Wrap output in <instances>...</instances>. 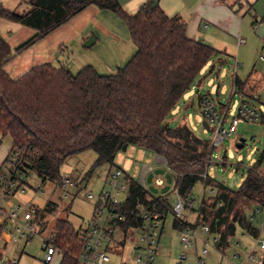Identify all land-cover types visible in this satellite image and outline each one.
I'll use <instances>...</instances> for the list:
<instances>
[{
  "label": "trees",
  "instance_id": "obj_1",
  "mask_svg": "<svg viewBox=\"0 0 264 264\" xmlns=\"http://www.w3.org/2000/svg\"><path fill=\"white\" fill-rule=\"evenodd\" d=\"M90 3L122 16L136 46L115 72L100 73L86 64L73 73L65 66L39 62L13 77L4 69L11 48L0 34V134L11 136L10 152L22 148L26 156H33L22 168L25 176L34 171L43 182L60 183V166L70 155L93 149L94 168L113 164L125 144H135L164 158L185 208L199 181L216 192L203 196L193 223L177 216L165 195H152L140 181L127 176L128 190L120 206L124 220L119 221L123 242L142 224L144 212H159L164 221L172 211L173 227L179 231L206 223L210 233L218 236L216 247L221 250L230 245L238 228L257 236L259 230L243 206L250 203L264 210L263 156L246 170L236 189L209 174L205 178L212 162L208 138L199 137L186 122L171 126L166 120L216 54L209 44L186 35L180 17H170L150 2L129 14L117 0H32V9L24 14L0 4V17L38 29L34 38L17 48L21 50ZM234 82L240 90L239 78ZM54 208L55 204H48L44 210L36 209V220ZM46 240L61 254L59 264H80L84 236L72 222L58 219Z\"/></svg>",
  "mask_w": 264,
  "mask_h": 264
},
{
  "label": "rangeland",
  "instance_id": "obj_2",
  "mask_svg": "<svg viewBox=\"0 0 264 264\" xmlns=\"http://www.w3.org/2000/svg\"><path fill=\"white\" fill-rule=\"evenodd\" d=\"M0 4L11 11L21 14L28 12L33 7L32 0H0ZM95 6L94 3L88 4L53 29L35 38L32 43L26 45L20 52H18L17 48L34 38L39 33L38 29L0 17V34L3 38L9 39L13 43H11L13 45V57L5 62L4 69L11 76L16 77L32 65L47 61L55 66H65L73 73H77L86 64L96 65L98 67L96 69L100 73L115 72L116 67L106 68L104 63L111 62L109 60L110 56L119 49L120 42L124 40L122 33L126 34L128 28L123 19H118V17L116 19L117 22L111 23L112 29L110 31L103 29L100 20L103 25H106L105 19L103 20L101 15L96 14V10L99 9ZM96 38L98 40L93 42ZM88 41L92 44L86 45ZM212 61L213 58L200 71L190 88L180 98L166 119L171 126L186 122L199 137L204 139L209 138L211 132L202 125L203 113L198 93L212 98L218 104H228L227 118L237 113V108L241 101V96L232 92L233 70L230 68V63L226 62L223 66L224 68L218 65L211 71ZM262 99L264 101V96ZM251 102L253 104H250L260 111L262 115L258 119H241L236 132L224 140L221 148L222 157H212V162L208 165V174L212 177H223L222 181L226 184H229L232 176L235 175L236 180L233 184L235 189L245 179L246 170L252 167L261 156H263L262 171L264 172V107L259 102ZM227 123L225 122V126ZM11 143L10 135L0 134V152L6 150L8 153ZM224 150H226L225 156H223ZM96 158L97 153L93 149H86L67 157L60 166V174H69L73 184L65 187H61L57 181L53 180L43 182L34 171L25 176L23 190L17 191L10 199L3 201L2 204L10 212L17 208L19 204L25 205L29 203L30 207L27 209L33 210L32 221L35 227V234L28 242H25V237H19V234H17L18 241L14 243L6 235H3L0 229L1 254L6 252L9 257L16 258L18 264H44L43 259L46 251L44 242L45 239L51 237L55 222L62 218L72 222L78 230L87 227L94 215L97 196L102 190L111 188L110 180L117 168L123 171V174L118 178L121 183L126 182L127 176L140 182L144 178L145 187L150 194L155 196L165 195L170 205H173L177 200L178 194L175 189L174 175L155 152L130 144L126 149L118 151L113 164L103 163L93 168ZM4 159L5 156L2 160ZM146 164L154 165L155 173L162 174L167 178L164 187L159 188L152 183L153 172L142 175L143 166ZM6 167L7 164L3 166V169ZM238 177L240 178L239 181L237 180ZM83 182H87V184L81 187ZM211 190V187H205L204 182L199 181L194 186L188 199L193 201V209L185 208L182 218L195 223L198 219L197 209L203 196L206 194V198H208L216 192V190ZM126 194L127 191L120 194L123 200ZM48 204H55V208L51 211H45L44 217L41 220H36L35 210H44ZM243 210L247 214H252L255 206L249 203L243 206ZM23 215L24 211L20 212L18 217L21 223H25ZM3 218L4 215H2ZM173 218V212L169 211L162 222L164 224L162 228L164 232L161 237L160 247H165L164 240L167 241V245L164 249L165 251L162 248L160 249V252L164 251V255L162 257L157 256L155 264H196L194 257L195 247L184 248L183 242L180 241L173 227ZM253 225L259 230L257 236L242 228H238L235 236L231 238L234 248L228 249L226 254L230 256L233 249L237 250L240 256L233 257L237 264H264V250L261 251L259 247L260 239H264V210L260 213L257 212ZM197 231L200 235L197 237V249L200 252L203 244L202 237L208 234L203 232L200 225L197 227ZM209 238L211 239V236ZM120 239H122L121 233L118 238H114L109 242L108 253L110 261L106 264H121L122 257L126 261L129 259L131 264H136L134 243L127 237L124 245H122L119 242ZM170 243V248L181 251L175 258L169 255L170 249H168V245ZM209 249L210 254L205 257L204 264H217V259L213 256L216 249L210 244ZM253 250H256L257 254L261 256L260 262H253L246 258L247 253ZM184 253L187 254V258L180 259ZM59 260L60 253L57 252L54 254L53 260L48 264H59ZM80 264L86 263L81 261Z\"/></svg>",
  "mask_w": 264,
  "mask_h": 264
},
{
  "label": "built area",
  "instance_id": "obj_3",
  "mask_svg": "<svg viewBox=\"0 0 264 264\" xmlns=\"http://www.w3.org/2000/svg\"><path fill=\"white\" fill-rule=\"evenodd\" d=\"M264 93V92H263ZM200 106L203 113V119L206 120L208 127L211 128V135L208 138L209 146L212 149V157H222V145L224 140L231 137L237 130V126L241 119H258L262 113L249 105L245 101H241L237 113L227 118L229 109L228 104H218L212 98L201 95ZM225 122H228L225 126ZM204 127V126H203ZM205 128V127H204ZM206 129V128H205ZM215 150H217L215 152ZM32 155H25L22 148H14L8 157L7 167L0 170V229L3 235H6L11 242H17L18 236L25 237V242L35 234V227L32 221L33 210H28L30 204H19L17 208L12 211H7L2 202L10 199V197L19 190H23L25 173L22 168H27ZM165 163V161H164ZM15 170V172L12 171ZM153 172L152 183L156 187H164L167 178L162 174L155 173L154 165L143 166V176L146 173ZM123 174L120 168H117L110 180V189H104L97 196V203L94 207V215L87 227L83 228L81 232L84 236L83 249L79 255L82 262L87 264H106L110 261L108 253V244L114 238H118L121 233L119 221L124 220V216L120 213V206L123 202L120 194L128 190V180L125 183L119 181V177ZM208 176V169L204 173V177ZM235 176V175H234ZM236 177V176H235ZM236 180V178H235ZM141 183L145 186V180L142 178ZM69 174H64L61 177L59 185L65 187L72 185ZM92 196V195H91ZM189 208H193V201L189 202ZM185 205L181 197L178 195L177 200L173 204V210L177 216L182 215ZM24 211L23 219L25 223L18 220L20 212ZM262 210L255 208L252 214H247L249 220L253 221L257 212ZM2 215L4 218L2 219ZM143 222L138 227L133 229L127 237L134 243V255L136 264H155L156 256L160 248V237L162 231V217L159 212L142 214ZM202 230L207 236L202 237V247L200 252L196 253V264H204L205 257L209 254V244L216 246L218 236L210 233L209 225L200 223ZM122 234V233H121ZM199 236L197 227L184 228L180 230V238L185 247L196 244V238ZM211 236V239L209 238ZM45 257L44 262H50L57 253V248L45 239ZM260 250H264V239L259 241ZM239 257L238 253L234 254ZM184 255L180 259H184ZM247 259L253 262H260L261 256L257 254L256 250L247 253ZM17 264L18 260L14 257H9L6 252L0 256V264Z\"/></svg>",
  "mask_w": 264,
  "mask_h": 264
},
{
  "label": "crops",
  "instance_id": "obj_4",
  "mask_svg": "<svg viewBox=\"0 0 264 264\" xmlns=\"http://www.w3.org/2000/svg\"><path fill=\"white\" fill-rule=\"evenodd\" d=\"M117 1L127 13L133 14L144 3H149L153 0ZM157 2L158 6L162 8L166 15L170 17L178 16L186 23V35L188 37L203 41L216 50V54L212 57L213 64L211 71L218 65L223 67L226 62L230 63V68L233 70L231 83L232 92L238 93L241 96V101H245L249 105L253 104L251 101L259 102L264 107V101L262 99L264 96V0H157ZM95 7L99 9L96 10V14L98 13L97 15H101V17H103L102 19H105L104 22H106V25H103V22L100 20V23L105 30L110 31L112 29L111 23L117 22L116 19L118 17V19H123L122 16L110 9L100 8L97 5ZM123 21L126 24L124 19ZM122 35L124 40L120 42L121 45L119 46L117 52L110 56L109 60L111 62L104 63L106 68L116 67L115 69H117V67L124 65L132 57L136 50V46L131 38L129 29L126 34L122 33ZM4 39L8 42L11 48V57L6 60L8 61L13 57V43L11 40L9 41V39ZM97 40L98 39L96 38L93 42H96ZM21 50H18V52ZM95 68L98 67L96 66ZM235 77H238L242 83V88L240 90L236 89L234 82ZM201 95L203 94L198 93L199 99ZM12 143L8 153L6 150L4 152H0L1 165L5 160H2V158L4 156L5 158L7 157L12 148ZM159 157V159L164 161L162 156L159 155ZM86 184L87 182H85V185ZM163 225L164 224H162V228ZM199 225L200 223H198L196 227ZM175 231L176 235L180 238V231L178 229H175ZM163 232L164 231L162 229L161 237L163 236ZM125 241L123 242L122 237L119 242L124 245ZM163 242L165 247H160L157 254V256L160 257L164 255V249L167 245L166 240ZM232 245L234 244L230 241V245L224 250L214 246L216 251L213 256L214 258L216 257L217 264H237L234 259L236 258L234 254L238 253L237 250L233 249L232 255L230 254V256L226 254L228 249H231L232 247L234 248ZM170 246L171 243L168 245V249H170L169 255L173 256V258H175L177 254L181 253L179 249L175 250L170 248ZM193 246L195 247V257L196 253L199 252L197 249V238L196 244L188 247L184 246V248ZM161 248L164 250L163 252H160ZM183 255L186 259L187 254L184 253ZM121 264L131 263L129 259L126 261L122 257Z\"/></svg>",
  "mask_w": 264,
  "mask_h": 264
},
{
  "label": "water",
  "instance_id": "obj_5",
  "mask_svg": "<svg viewBox=\"0 0 264 264\" xmlns=\"http://www.w3.org/2000/svg\"><path fill=\"white\" fill-rule=\"evenodd\" d=\"M150 4L152 5V6H156V5H158V2H157V0H153V1H151L150 2ZM91 44V42L90 41H88V42H86V45H90ZM202 125L208 130V131H210L211 130V128H209L208 127V124H207V122H206V120L205 119H203L202 120ZM127 148V144H125L124 146H123V150L124 149H126ZM226 155V150H224V154H223V156H225ZM217 178H218V180H223L224 178L223 177H218L217 176ZM235 176L233 175L232 176V180H231V182H229V186H233V184H234V181H235ZM237 180L239 181L240 180V178L238 177L237 178ZM85 186V182H83L82 184H81V187H84Z\"/></svg>",
  "mask_w": 264,
  "mask_h": 264
}]
</instances>
